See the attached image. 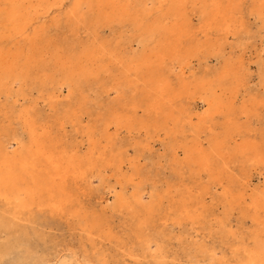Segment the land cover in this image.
<instances>
[{"label":"bare ground","instance_id":"bare-ground-1","mask_svg":"<svg viewBox=\"0 0 264 264\" xmlns=\"http://www.w3.org/2000/svg\"><path fill=\"white\" fill-rule=\"evenodd\" d=\"M64 1L66 0H0V4L8 6L5 8L6 11L0 12V44L6 43L4 49L0 47V95H4L6 100L13 99L14 103L18 101V97L23 93L22 88L26 85L41 91L52 84L60 93L63 88L70 92L78 90L81 93L83 88H91L108 72V68L103 66L105 52L101 48L99 51L93 45L79 43L74 46L79 47L77 50L73 46H67L62 54L56 49L49 50L51 61L49 63L43 61L40 49L48 50L47 46H41L43 39H46V33L32 28L34 16L44 15L50 11L59 12L64 6ZM67 1L65 17L70 28H76L81 23H89L87 20L90 19L96 27L114 26L121 29L127 27L132 29V33L137 32L128 39L133 38L132 41L140 49L130 53L124 60L115 59L119 61L122 71L111 89L126 87L137 90L141 86L140 97L146 103L147 111L153 113L150 124L152 128L178 133H183L187 128L193 132L195 138L191 145L182 149L187 162L196 165L200 172L214 171L220 166L228 170L230 168L228 161L220 160L223 156L244 158L251 155L250 159L254 164L264 167V148L259 147L255 141L242 142L244 137L240 124L230 122L236 111L248 115L245 106L239 110L236 102L244 76L250 70L251 64L245 63L243 58L235 60L229 56L222 59L221 70L212 82L190 86L186 81V71L192 63V58H196L197 53L203 48L196 37L200 34L206 38L220 36L227 41L241 33L247 34L248 30L240 9L242 10L246 3H250V14L256 20H264V0H158V9L166 4V11L164 14L152 16L150 12L153 8L147 9L145 2L139 0L134 7L131 6V0ZM195 10L198 11L200 26L194 31L191 12ZM56 23L58 24V21ZM29 33L33 35L29 36ZM23 42H28L26 50L23 49ZM10 45L16 46L15 51L10 50ZM213 50L214 56L219 58L217 48L214 47ZM255 56L258 57L255 63L259 67V79L263 81V44L259 46ZM176 62L180 68V75L177 77L180 83L178 88H174L170 81V72H174L171 67H174L173 64ZM166 64H169V80L163 73ZM119 78L122 80L118 81ZM14 87H17V90H14ZM51 91L49 99L59 95ZM10 106L14 108L15 105L12 103ZM197 108L204 109L198 112ZM18 111L15 123L0 124V203L5 207L4 213L18 219L19 215L30 214L34 209L46 210L60 218L69 217L67 220H72V226L87 234L85 236L87 238L80 236L76 245L65 243L64 248L56 251L52 258L40 256L33 264H106V255L89 235L95 232L101 238L108 237L113 240L114 234L105 232L102 228L108 224L110 228L109 213L119 211V208L123 207L129 214L130 225H133V238L138 239V248L134 247L129 257L136 258L138 254L144 257L145 254H149L154 264H175L166 260L163 243L166 234L161 231L146 232L149 226L155 223L153 218L156 214L153 212L156 209L159 211L157 214H160L161 205L154 197L149 202L144 200V184H134L131 194L126 195L122 189L119 192L114 190V184L120 182L116 181L109 185L102 180L108 189L114 192L113 202L107 204V208H99V211L90 209L80 211L81 208H77L76 204L71 205L72 194L67 183L71 178L79 179L84 175L81 171L83 165L88 163L93 165L92 155L83 158L79 157L76 151L72 154V149H59L52 145L45 131L27 117L28 113ZM133 113H136V109H133ZM216 115H223L228 121V126L223 137L219 135L222 138L214 137L210 139L208 146L204 147L200 134L204 129H211V126L207 125ZM110 118L116 130L125 127L128 132H132L136 126L135 122H132L134 118L130 120L127 115L122 118L116 110L110 114ZM13 124H20L21 127L15 128ZM147 127L146 122L140 123V130ZM109 129L110 121L102 128V135L109 138L111 135ZM152 136L147 132V160L159 162L169 158L171 163L176 164L179 160L177 151L179 147L172 143L167 145L169 154L167 152L156 154L152 152L153 145L148 141ZM14 145L17 147L13 149ZM229 147L233 148L228 151ZM93 150L90 148V152L93 153ZM111 161L117 163V170H122L123 160L120 154L113 156ZM192 170L195 171V168ZM250 182V179H247L244 184L238 186L228 196L230 200L225 198V203L234 205V208L238 207L242 215L246 214L245 211L251 212L246 215L252 222L254 221L255 226L261 227L258 232L251 233L252 245L249 249L237 247L232 254L233 262L236 264H264V188L258 190ZM247 191L251 192L247 194ZM97 211L99 213H96ZM227 214L226 209L218 221V230L224 236L225 234L229 236L228 232L231 230ZM13 219L9 221L0 214V223L6 228L13 229L11 225ZM232 237L237 239L235 235ZM241 240L238 238L237 242L242 244ZM29 249L27 247L26 254H30ZM192 249L209 263L215 264V261L219 260L215 249L203 245ZM10 250L8 245L1 243L0 260L8 255ZM190 252L187 260L192 262L195 259V262H199L197 255L193 254L191 249ZM25 253L19 258V262L26 261Z\"/></svg>","mask_w":264,"mask_h":264},{"label":"rangeland","instance_id":"rangeland-1","mask_svg":"<svg viewBox=\"0 0 264 264\" xmlns=\"http://www.w3.org/2000/svg\"><path fill=\"white\" fill-rule=\"evenodd\" d=\"M139 1L145 2L147 9L153 8L150 12L151 16L164 14L167 8L165 4L158 9V0ZM136 3L137 0H131V6L134 7ZM67 5L66 0L59 12L50 11L44 15L34 16L32 28L46 33V39H43L41 46H47L48 50L40 49L43 61L45 63L51 61L49 50L56 49L62 54L67 46H73L77 50L79 47L74 46L79 43L93 45L99 51L101 48L105 52L103 66L108 68V72L102 75L103 77L93 86L90 84L91 88H83L81 93L78 90L70 92L67 88H63L60 93L55 90L56 86L49 84L45 90L41 91L32 89L31 85L24 86L23 93L15 103L13 99L6 100L4 95H0V124L15 123L17 110L22 113L27 112V117L45 131L52 145L59 149H72L71 153L76 151L79 157L86 158L92 155L93 165L90 163L83 165L81 171L84 175L79 179L71 178L67 183L68 190L72 194L71 205L76 204L77 208H81L80 211L85 212L89 209L99 211V208H107V204L114 200V192L108 189L107 184L120 182L123 186L114 184V190L119 192L122 189L126 195L131 194L134 184H144V200L149 202L154 197L161 205L160 214H157L159 211L156 209L153 212L156 214V219L153 218L155 223H152L146 232L161 231L166 234L163 243L166 260L169 263L212 264L192 249V247L203 245L215 249L216 257L219 258L215 264H236L233 262L232 254L237 247L243 246L249 249L252 245L251 233L258 232L261 227L255 226L254 221L252 222L246 215L251 212L245 211L246 214L242 215L238 207L234 208V205L226 204L225 198L230 200L228 196L247 179H250V184L258 190L264 188V167L254 164L250 159L251 155L244 158L223 156L220 160L228 161L230 167L228 170L220 166L214 171L200 172L196 165L187 162L182 149L191 145L195 138L193 132L187 128L183 133L164 132V130L158 131L152 128L150 124H152L153 113L147 111L146 103L140 97L141 86L137 90L126 87L111 89L122 71L119 61L115 59L124 60L130 53L140 49L132 41L133 38L128 39L137 32L132 33V29L127 27L125 29L114 26L96 27L90 19L87 20L89 23H81L76 28H70L65 17ZM7 7L6 4H0V12L6 11ZM250 7V3H246L242 10L240 9L248 30L247 34L241 33L230 37L227 41L220 36L206 38L201 37L200 34L196 37L203 48L197 53L196 58H192V63L186 71V81L190 83V86L212 82L221 70L222 59L229 56L235 60L243 58L245 63H250V70L244 76L236 102L239 110L240 107L245 106L248 115L245 116L236 111L235 117L230 122L235 121V124H240L244 137L242 142L255 141L259 147L264 148V80L259 79V67L255 63L258 58L255 54L259 46L264 45V20H256L250 14ZM191 13L195 31L200 26L198 11ZM29 34V36L33 35ZM4 40L3 38L2 41ZM28 42L22 43L24 50L27 49ZM5 44L3 42L0 47L4 49ZM214 47L217 48L219 58L214 56ZM9 48L13 52L16 46L10 45ZM173 65L174 67L171 68L174 72H170V81L174 88H178L180 83L177 77L180 75V68L177 62ZM163 73L169 80V64H166ZM120 80L122 78L118 81ZM14 90H17V87H14ZM51 90L59 95L49 99ZM12 103L15 105L14 108L10 106ZM164 107L166 108V105ZM133 109H136V113H133ZM203 109H198V112H202ZM115 110L122 118L126 115L130 120L134 118L132 122H135L136 126L131 130L132 132H128L125 127L116 130L111 118L109 119L110 114ZM109 121L111 135L108 138L102 135L101 131ZM122 121V123L125 122L124 119ZM143 122H146L148 127L140 130V123ZM13 126L21 127L20 124H13ZM208 126H211V129H204V132L200 134L204 147L208 146L210 139L223 137L228 121L223 115H216ZM147 132L150 136L153 135L148 141L152 143V152L156 154L166 152L169 154L167 145L172 143L179 147L177 148L179 160L176 164L171 163L169 158L159 162L147 160ZM220 134L222 137L219 136ZM16 147L17 145H14L13 149ZM90 148L94 149L93 153L90 152ZM232 148L229 147L228 151ZM119 154L123 160L121 171L117 170V163L111 161L113 156ZM193 168L195 171L192 170ZM250 192L247 191V194ZM4 209L5 207L0 203V214L9 221L12 220V216L4 213ZM224 209L228 210L227 216L231 222V230H229L231 233L228 232L229 236L225 234L226 237L218 230V221L224 215ZM45 211L34 209L30 214L19 215L18 219L12 221L13 229L6 228L0 223V244L11 248L8 255L0 260V264H33L34 260L40 256L52 258L56 251L64 248L65 243L74 246L78 243L80 236H87L85 232L72 226V220H67L69 217L63 215L64 217L60 218ZM98 211L96 213H99ZM126 211L123 207L119 208V211L109 213L110 228L109 224L102 228L105 232L114 234L113 240L107 236L106 239L101 238L95 232L89 236L106 255V264H154L149 254H145L144 257L140 254L136 258L129 257L130 251L134 247L138 248V239L133 238V225H130L131 221L128 220L130 217ZM232 235H235L237 239L241 238L242 244H239L237 239H233ZM27 247L31 250L30 254L25 253ZM190 249L197 255L199 262H195V259L192 262L187 260L188 254L191 253ZM241 251L242 249L239 250ZM24 253L27 256L26 261L19 262V258Z\"/></svg>","mask_w":264,"mask_h":264}]
</instances>
